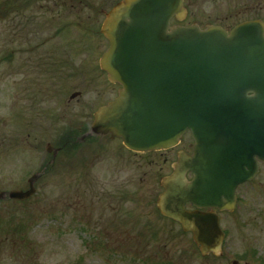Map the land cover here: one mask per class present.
Here are the masks:
<instances>
[{
	"label": "water",
	"instance_id": "1",
	"mask_svg": "<svg viewBox=\"0 0 264 264\" xmlns=\"http://www.w3.org/2000/svg\"><path fill=\"white\" fill-rule=\"evenodd\" d=\"M185 16L183 0H123L106 14L100 33L109 47L100 67L121 90L95 113L93 131L151 152L175 147L190 130L193 154H178L157 208L192 233L202 255H219L218 217L188 212L185 204L231 211L234 189L254 171L252 158L264 159V23L244 22L230 32L170 25ZM39 177L9 198L29 199Z\"/></svg>",
	"mask_w": 264,
	"mask_h": 264
},
{
	"label": "rangeland",
	"instance_id": "2",
	"mask_svg": "<svg viewBox=\"0 0 264 264\" xmlns=\"http://www.w3.org/2000/svg\"><path fill=\"white\" fill-rule=\"evenodd\" d=\"M3 1L6 0H0ZM101 2L93 0L89 5L97 8ZM42 4L53 10L47 12L53 19L51 26L41 23L36 30L37 39L35 32L32 39L18 29L25 20L23 14L12 13L0 18V192L27 190V180L40 170L38 164L46 155L47 140L51 136L46 126L49 123L41 122L39 133L43 146L40 152L32 145L23 144L18 134L22 122L15 119L21 112L15 99L11 100L12 118H7V91L16 89L13 84H19L15 79L20 76L16 73L21 68V60L30 63L38 53L70 52L76 55L75 64L87 63L91 68L92 60L96 56L97 61L99 56L101 38L96 32L100 29L96 26L93 34L83 36L84 28L76 26L75 22L88 13L82 12L76 1L72 8L69 1L63 0H43ZM263 5V0H187L188 15L183 23H196L202 28L206 25L230 28L249 18L261 19ZM34 14L28 11L25 17ZM97 18L101 24L102 16L92 12L89 21ZM67 22L70 34L62 42L54 35L57 28ZM29 48L33 50L28 51ZM10 52L16 59L12 70L5 66L4 60ZM8 75L11 76L8 78ZM65 98L69 99L68 94ZM49 108L50 104L42 107L44 111ZM4 119L9 120L6 125ZM108 146L109 150L114 148ZM121 156L120 168L115 167L117 156H110L106 160L109 164L89 173L93 185L89 190L70 186L66 168L47 170L35 184L36 194L31 199L20 204L0 202V264H231L235 260L232 256L244 255L248 244L260 252L263 229L258 204L253 205L246 197L241 199L236 218L224 225L228 227L229 253L224 258H202L190 235L183 234L179 226L157 214L155 202L162 191L159 182L169 173L161 156L149 159L144 155L131 156L124 149ZM150 160L151 165L147 164ZM107 199L116 202L112 204L116 209L106 208ZM84 232L89 236L87 239ZM247 260L259 264L256 255Z\"/></svg>",
	"mask_w": 264,
	"mask_h": 264
},
{
	"label": "flooded vegetation",
	"instance_id": "3",
	"mask_svg": "<svg viewBox=\"0 0 264 264\" xmlns=\"http://www.w3.org/2000/svg\"><path fill=\"white\" fill-rule=\"evenodd\" d=\"M68 1L71 2V8L74 7L72 3L76 1L78 7H82L80 10L85 9V12H93L102 16L101 24H99L98 18L89 21V16L87 25L88 28L92 29L96 26L97 28H100L105 19V14L110 12L121 0H102V2L96 6L97 8L94 6L91 7L89 5L93 2V0ZM42 2L43 0H6L0 2V11L3 12V17L0 18L9 17L12 13L17 15L23 14V18L25 20L22 24H19L18 29H20L23 34L24 32L25 35L28 34L30 37H32V39V35L35 32L34 38L37 39L38 34L36 30L39 29L41 23H44L47 26H51L52 23V21L48 18L47 20H43V18L48 17L47 12H53V10H51L50 6L43 5ZM186 3L187 0H184V6ZM63 7L66 6L63 5ZM23 9H25V11ZM28 11H34L35 14L26 18L25 13ZM44 11L45 17L43 16ZM261 11L264 13L263 8ZM37 13L38 16H36ZM51 19L53 18L51 17ZM261 20L264 23V16L261 17ZM184 21L177 23L175 20H172L171 24L177 23L181 26L190 25L183 23ZM197 25L199 26V24ZM60 28L61 31H59V33H55L54 36L60 38L63 42L67 40V36L70 34V24L67 22ZM200 28L202 29V27ZM230 28L225 29L230 30ZM29 36H27V40ZM87 37H89V35ZM100 38L101 43H99V56L97 61L96 56L94 57L91 68L87 63H83V66L82 64H75L74 58L76 55L70 52H47L44 54L37 52L38 54H35L34 61L25 63L26 59L21 60V68H19L18 72L16 73L18 76H20L19 79H15L19 82V84H13L16 89L11 88V90L8 89L7 91V118L9 120L12 118L13 110H11V100L15 99L18 101L19 111L21 112L20 114L18 113V115H15V119L17 118L20 120V122H22L21 130L18 134L20 135V138L23 139V144H26L27 146L32 145L34 150L36 149L38 152H40L43 146V140L41 134L39 133L41 124L43 122L49 123V126H46L48 127L47 129L50 128L49 133L51 136L50 138L47 136L49 139L47 140L45 151L48 150V147H50V149L49 152H46V155L41 157L38 164V169H40L39 171H43L44 175L47 170H62L66 168V170L69 172L68 179L70 186H76L78 188H85L86 190H89L90 187H93L92 181L89 178V173L94 171L97 172L98 167L109 164L106 162V160L110 156H117L118 164H115V167L120 168V163L122 161V149H124L127 153H130L131 156L144 155L147 157V159L154 156H161L163 165L167 168L169 167V173L166 175L168 176L172 170L171 165L177 160L179 153L185 154L189 157H191L193 154L194 142L189 131H187L181 138L179 145L173 149L142 154L134 153L126 149L123 146L122 140L116 137L112 138L111 135H97L92 131L95 113L99 109L115 101L120 90L119 85L111 84L108 81L107 74L100 68V58L109 46L104 37L100 36ZM50 39L51 37L48 40ZM32 50V48H29L28 51ZM79 55L80 54H78V56ZM4 60L5 66L8 67L9 70L15 68L16 65L14 63L16 59L14 58L13 53H8ZM10 76L11 75H8V78ZM76 82L78 85L75 87L74 84ZM12 91L14 94H12ZM10 94H12V96H10ZM67 94L69 97L68 100L65 98ZM74 103L78 105H72ZM47 104H50V108L49 110L44 111L42 107L46 106ZM24 115L29 119L25 118ZM68 119L70 120L67 122ZM9 120L4 119V125H6ZM107 143L110 145V147L114 148L109 150ZM3 144L6 145V143ZM55 152L56 156L53 157ZM4 153L5 152H3V155ZM151 161L152 160L147 162V164L150 163L151 165ZM251 161V165H254V171L249 175V179L236 186L234 191L235 205L232 207L231 211L219 210L217 208L199 209L193 206L190 202L185 204V210L188 212L197 211L200 213H206L210 215L215 214L218 216L219 225L224 233L222 254L220 258H224L226 253H229L227 248L228 227L226 228L224 225H229V221H232L233 217L236 218L234 215L239 209L241 199L246 197L251 200L253 205L258 204V212L260 215L259 221L260 225H262L261 229H263V232L261 231L262 234L259 240L260 252L255 246L248 244V249L244 255L232 256V258L235 259L232 262H236L237 264H251L247 259H253V255L257 256L259 259V264H264V159L254 156ZM245 169L247 171V168ZM191 179L192 174L187 172L186 180L190 181ZM5 201L8 202V198L3 200V202ZM112 204H116V202L111 203L109 202V199H107L105 202L106 208L109 211L116 209V206ZM240 214L241 213H239V215ZM85 234L86 232H84V236ZM185 234L191 235L189 233ZM88 237L89 236H85V239ZM210 256L218 258L214 255H209L208 257ZM240 257H244L246 261H243Z\"/></svg>",
	"mask_w": 264,
	"mask_h": 264
},
{
	"label": "trees",
	"instance_id": "4",
	"mask_svg": "<svg viewBox=\"0 0 264 264\" xmlns=\"http://www.w3.org/2000/svg\"><path fill=\"white\" fill-rule=\"evenodd\" d=\"M63 1H68V0H63ZM70 4H71V2H70ZM73 4V3H72ZM24 11H25V9H23ZM82 12H85V9L84 10H81ZM45 12V11H44ZM88 13V12H87ZM86 14V13H85ZM91 14L92 13H88L86 16L84 15V17L83 16H81V17H79V18H77L76 19V21H79V22H75V24H76V26L78 25V26H82L83 28H84V32L85 33H83V36L84 35H90V33L91 34H93L94 33V29L92 28H88V25H86L85 23H87V21H88V18H89V16H91ZM0 17H3V12H1L0 11ZM49 19V18H48ZM85 19V20H84ZM59 31H61V28H57V30H56V33H59ZM97 33V32H96ZM50 53H55V51H53V52H50Z\"/></svg>",
	"mask_w": 264,
	"mask_h": 264
}]
</instances>
